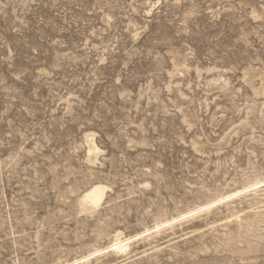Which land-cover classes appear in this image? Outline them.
<instances>
[{
	"label": "rangeland",
	"instance_id": "rangeland-1",
	"mask_svg": "<svg viewBox=\"0 0 264 264\" xmlns=\"http://www.w3.org/2000/svg\"><path fill=\"white\" fill-rule=\"evenodd\" d=\"M0 264H264V0H0Z\"/></svg>",
	"mask_w": 264,
	"mask_h": 264
},
{
	"label": "bare ground",
	"instance_id": "bare-ground-1",
	"mask_svg": "<svg viewBox=\"0 0 264 264\" xmlns=\"http://www.w3.org/2000/svg\"><path fill=\"white\" fill-rule=\"evenodd\" d=\"M89 152L91 153L96 152V147L94 145L89 146ZM108 188V187H107ZM106 192V187L101 184H94L90 188H88L82 195L81 202L85 205H89L92 209H97L98 206L102 203L104 196ZM235 196V194L228 196V199L230 200L231 197ZM234 198V197H233ZM81 203V204H82ZM211 206H214V204H209L205 206L203 209H210ZM159 230V227L156 228ZM116 240L114 245L111 246L110 249L114 252H127L130 247L131 238H127L125 240H122L120 238V234H116L115 236Z\"/></svg>",
	"mask_w": 264,
	"mask_h": 264
}]
</instances>
